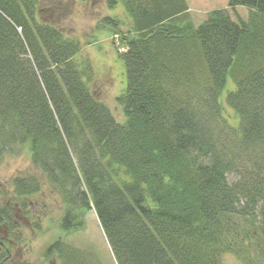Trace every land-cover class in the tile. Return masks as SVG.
I'll use <instances>...</instances> for the list:
<instances>
[{
  "label": "trees",
  "instance_id": "obj_1",
  "mask_svg": "<svg viewBox=\"0 0 264 264\" xmlns=\"http://www.w3.org/2000/svg\"><path fill=\"white\" fill-rule=\"evenodd\" d=\"M119 2L129 29L102 22L125 48L123 123L91 92L79 40L43 21L38 0H0V158L29 152L60 194L62 231H81L93 210L116 264H222L249 234L238 218L264 219V0H228L198 25L186 0H106ZM13 187L40 190L33 178ZM11 212L0 204L10 230ZM47 253L92 264L60 241Z\"/></svg>",
  "mask_w": 264,
  "mask_h": 264
},
{
  "label": "rangeland",
  "instance_id": "obj_2",
  "mask_svg": "<svg viewBox=\"0 0 264 264\" xmlns=\"http://www.w3.org/2000/svg\"><path fill=\"white\" fill-rule=\"evenodd\" d=\"M186 3L188 16L198 25L209 11L227 7L228 0H186ZM38 6V16L43 21L59 26L64 33L79 40L82 47L77 58L89 61L93 71L89 81L91 92L108 106L118 123H123L125 115L116 98L127 85L128 75L120 55L125 48L119 35L112 33V26L102 22L105 17H115L123 23L119 31L125 33L130 23L122 2L108 8L106 0H38ZM248 10L238 6L236 13L246 19ZM225 94L223 91L222 99ZM224 106L225 117L234 124V112ZM28 153L22 149L16 155L6 154L0 158V204H10L14 225L11 230L0 225V242H4L3 248L0 244V256L6 254V250L9 255L4 264H59L55 254L47 253L48 247L57 241L83 250L92 264H116L93 210L85 216L86 225L81 231L64 232L59 228L63 215L60 194L49 186ZM17 177L35 179L40 190L22 198L15 196L13 180ZM235 178L234 173L227 177L229 182ZM238 219L239 229L246 227L249 234L240 237L241 253H225L222 264H264V219L258 213L250 220Z\"/></svg>",
  "mask_w": 264,
  "mask_h": 264
}]
</instances>
